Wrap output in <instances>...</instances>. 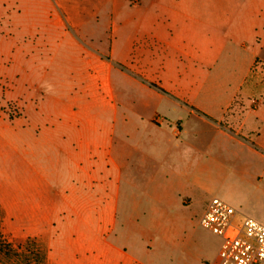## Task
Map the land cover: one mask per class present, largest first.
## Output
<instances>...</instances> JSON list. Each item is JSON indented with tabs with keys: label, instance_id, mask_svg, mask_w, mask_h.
<instances>
[{
	"label": "rangeland",
	"instance_id": "obj_1",
	"mask_svg": "<svg viewBox=\"0 0 264 264\" xmlns=\"http://www.w3.org/2000/svg\"><path fill=\"white\" fill-rule=\"evenodd\" d=\"M16 1L25 3V8L30 6L28 0H0V264H56L47 263L48 257L63 262V251L54 255L51 250L63 230L47 227L43 219L18 215L17 181L40 160L25 153L26 144L24 154L17 152V129L27 124L17 120L29 109L38 111L46 89L66 103L69 94L73 98L80 91L79 74L73 69L79 68L76 54L83 45L98 56L89 55L88 61L104 66L115 108L124 119L137 114L158 127L168 98H182L187 93L198 104L223 98L253 57L257 59L239 97L250 100L252 109L264 107V0H157L163 7L148 12L144 8L149 0H34V13L27 12L23 24L15 19ZM155 18L168 20L164 39L183 45L181 54L167 49L166 73L157 72L156 57L150 67L141 56L135 70L127 62L120 65L112 59L111 44L118 50L137 30L142 45L146 25ZM33 37L38 44L34 68L17 58L20 38L29 42ZM49 40L54 52L51 67L43 49ZM179 60L178 69L173 68ZM190 62L204 65L190 68ZM22 68L24 78L44 90L33 97L34 107L26 106L32 102L24 99L27 92L22 93V84H26ZM160 80L167 85L162 86ZM89 89L95 86L89 84ZM79 98L85 95L80 93ZM178 110L185 120L181 146L168 131L155 138L147 128L135 131L133 121L124 128L117 126L112 133L121 179L115 239H110L133 251L145 248L151 240L153 245L157 242L164 248L163 264H195L199 255L210 264L219 240L201 229L198 220L209 201L219 198L242 216L264 224V159L254 150L225 143L212 127ZM261 116L259 125L264 120ZM262 133L258 142L264 146V130ZM29 141L28 136L24 138V143ZM153 147L158 148L154 153ZM182 198H187L188 205L182 204ZM129 213L135 216L134 223ZM69 230L76 237V227ZM156 256L151 250L143 258Z\"/></svg>",
	"mask_w": 264,
	"mask_h": 264
},
{
	"label": "crops",
	"instance_id": "obj_2",
	"mask_svg": "<svg viewBox=\"0 0 264 264\" xmlns=\"http://www.w3.org/2000/svg\"><path fill=\"white\" fill-rule=\"evenodd\" d=\"M19 2L16 1L15 19L17 23L20 21V24H23L25 14L27 12L26 15L33 14L36 4L34 0H28L30 6L25 8V3ZM157 3V0H149L144 8L145 12L151 11L154 7H163L162 3ZM157 21L160 23L157 24ZM166 22L167 19L149 20L142 36V45L137 30L132 37L127 38L126 44L119 45L118 50H115V44L114 48L111 44L112 59L120 65L127 62L128 67L135 70L141 56L144 57V64L150 67L156 57L157 72L166 73L169 66L166 60L167 51L172 49L179 54L183 53L181 41L169 42L167 38L164 39L163 28ZM33 40L34 37L29 42L20 38V44L17 45V58L31 64L32 68L37 62L35 52L38 47ZM47 43L43 49L49 58L47 65L51 67L54 55L51 51L53 41L49 40ZM87 49L83 45L76 54L79 68L77 66L73 70L79 74L80 91L78 93L75 91L73 98L69 94V103L63 102L61 96L48 93L49 90L46 89L47 94L45 97L43 95L44 99L38 106V111L29 109L17 120L27 123L22 125L20 131L17 129V152L19 150L24 154L26 144L25 153L40 160L19 176L16 190L18 215L40 218L43 219V223H47V227L53 228L55 225L54 229L63 230L51 248L54 255L63 251V262L60 263L58 260V263L56 258L48 257L47 263L52 260L56 264H163L164 248L157 242L153 245L152 240L149 241L147 245H150V249L144 245L145 248L140 246L139 250L133 251L129 245L110 239L111 236L115 239L114 231L118 218L117 186L121 179L120 163L113 156L112 133L117 126L124 128L133 121L135 131L147 128L146 132L153 138L156 134L168 131L175 138L176 145L181 146L185 122L182 119L183 115L178 113L180 112L178 109H181L186 117H195L212 127L215 135L221 137L225 143L235 144V147H243L249 151L254 150L252 152L264 159V146L258 142V137L263 134L264 120L260 125L257 124L259 116L261 114L264 116V107L252 109L249 107L250 100L239 97L245 91L246 79L257 58L253 57L245 64L246 68L244 67V70L234 78L223 98L210 100L207 104L196 103L187 93L182 98L178 96L168 98L164 104L165 114L160 126L153 127L146 117L132 114L124 119L117 113L111 80L105 76L103 65L99 62H95L94 65L88 61V57L97 55ZM162 54V57H165L163 60ZM40 57L38 55V59ZM179 62L181 61H175L172 67L178 69ZM203 65L204 63L190 62L188 67L197 69ZM22 70V82H26L22 84V93L27 92L28 97L24 99L32 102L26 106L34 107L33 97L39 96L44 90L37 88L33 82H28L27 76L24 78L25 68ZM113 73L117 75L118 72L113 70ZM181 73L183 72L177 71L178 77H181ZM89 84H93L95 89L90 90ZM161 84L167 85L163 81ZM171 89L177 90L173 87ZM80 93L85 95L84 99L79 98ZM52 99H55V102H52ZM27 136L30 141L24 143ZM157 150V147H153L151 151L154 153ZM43 160H48V164H42ZM188 203L187 198H182L183 205ZM129 217L131 223H134L135 216L129 213ZM197 223L200 227L199 220ZM75 227L79 234L75 232L76 237H73L69 229ZM63 239L65 241H62ZM151 250L156 251L157 256L145 260L147 255H151ZM216 253L210 264H213ZM194 262L208 264L204 255L197 256Z\"/></svg>",
	"mask_w": 264,
	"mask_h": 264
},
{
	"label": "built area",
	"instance_id": "obj_3",
	"mask_svg": "<svg viewBox=\"0 0 264 264\" xmlns=\"http://www.w3.org/2000/svg\"><path fill=\"white\" fill-rule=\"evenodd\" d=\"M199 225L219 240L213 264H264V224L213 198Z\"/></svg>",
	"mask_w": 264,
	"mask_h": 264
}]
</instances>
